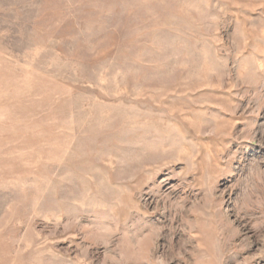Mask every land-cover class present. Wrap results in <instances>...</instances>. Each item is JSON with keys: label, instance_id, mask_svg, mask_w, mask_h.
<instances>
[{"label": "rangeland", "instance_id": "1", "mask_svg": "<svg viewBox=\"0 0 264 264\" xmlns=\"http://www.w3.org/2000/svg\"><path fill=\"white\" fill-rule=\"evenodd\" d=\"M0 264H264V0H0Z\"/></svg>", "mask_w": 264, "mask_h": 264}]
</instances>
